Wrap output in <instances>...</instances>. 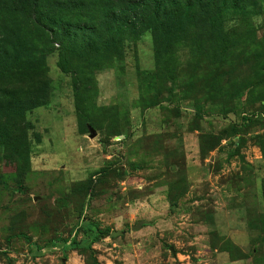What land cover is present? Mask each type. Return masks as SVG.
<instances>
[{
    "label": "rangeland",
    "instance_id": "1",
    "mask_svg": "<svg viewBox=\"0 0 264 264\" xmlns=\"http://www.w3.org/2000/svg\"><path fill=\"white\" fill-rule=\"evenodd\" d=\"M1 1L0 264H220L264 158V0Z\"/></svg>",
    "mask_w": 264,
    "mask_h": 264
},
{
    "label": "crops",
    "instance_id": "2",
    "mask_svg": "<svg viewBox=\"0 0 264 264\" xmlns=\"http://www.w3.org/2000/svg\"><path fill=\"white\" fill-rule=\"evenodd\" d=\"M258 162L253 192H244V201L223 210L226 212L224 228L217 219L219 227L213 233L214 238H226L230 246V249L214 247L220 264H264V158ZM236 254L238 257H233Z\"/></svg>",
    "mask_w": 264,
    "mask_h": 264
},
{
    "label": "trees",
    "instance_id": "3",
    "mask_svg": "<svg viewBox=\"0 0 264 264\" xmlns=\"http://www.w3.org/2000/svg\"><path fill=\"white\" fill-rule=\"evenodd\" d=\"M154 1L156 0H138V1L131 2V3H127L125 4L126 8L122 10V13H124L127 17L129 13L132 14L133 12L144 9L145 7L154 8L155 7ZM181 1L182 2L178 3L177 5L182 6L183 2H186L184 6L188 7V9H191V7L189 8V6L191 5V2H194V0H184V1L181 0ZM237 1L239 0H199V2L202 4V8L208 11V12H205V16L207 17V19L209 21L214 19L215 22L218 20V18L222 17L225 9L231 6L230 4L233 3L235 5H238ZM3 3H4V6H3ZM35 3H36L35 0H9L8 2H6V0L1 1L2 7H5L6 9L10 11L11 10L20 11V10H25V9L33 10V8L37 5ZM138 29L139 28L134 27L133 30L137 31ZM141 226H144V224L136 226L135 229H138ZM91 230L93 232H97L102 235H111L112 237L118 236V233L120 234L123 233V232H117L116 230L111 231L110 229H106L104 231H98L96 227L92 228Z\"/></svg>",
    "mask_w": 264,
    "mask_h": 264
},
{
    "label": "water",
    "instance_id": "4",
    "mask_svg": "<svg viewBox=\"0 0 264 264\" xmlns=\"http://www.w3.org/2000/svg\"><path fill=\"white\" fill-rule=\"evenodd\" d=\"M90 135H91V137H95L96 136V132L92 128L90 129Z\"/></svg>",
    "mask_w": 264,
    "mask_h": 264
}]
</instances>
